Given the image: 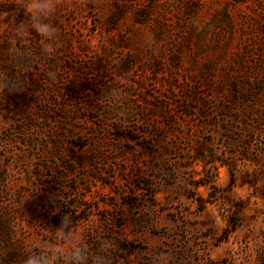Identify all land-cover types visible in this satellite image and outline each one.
Returning a JSON list of instances; mask_svg holds the SVG:
<instances>
[{"label":"rangeland","instance_id":"rangeland-1","mask_svg":"<svg viewBox=\"0 0 264 264\" xmlns=\"http://www.w3.org/2000/svg\"><path fill=\"white\" fill-rule=\"evenodd\" d=\"M32 2L0 0V264H264V0Z\"/></svg>","mask_w":264,"mask_h":264},{"label":"clouds","instance_id":"clouds-1","mask_svg":"<svg viewBox=\"0 0 264 264\" xmlns=\"http://www.w3.org/2000/svg\"><path fill=\"white\" fill-rule=\"evenodd\" d=\"M43 7H46V6H41L40 4L36 3L35 0H33V2L30 3L27 6L28 11L32 12L34 15L37 14L38 11L43 10ZM37 31L40 32L41 34H47L48 29H47V26L46 25H43V26L38 25L37 26ZM27 264H36V261L30 259L27 262Z\"/></svg>","mask_w":264,"mask_h":264}]
</instances>
